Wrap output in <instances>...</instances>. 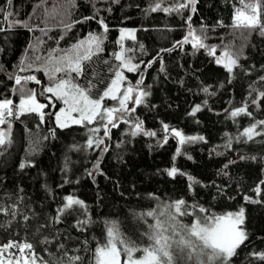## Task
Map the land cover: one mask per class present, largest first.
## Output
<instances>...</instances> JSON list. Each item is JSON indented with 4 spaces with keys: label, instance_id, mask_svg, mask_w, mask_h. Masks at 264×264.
I'll list each match as a JSON object with an SVG mask.
<instances>
[{
    "label": "trees",
    "instance_id": "trees-1",
    "mask_svg": "<svg viewBox=\"0 0 264 264\" xmlns=\"http://www.w3.org/2000/svg\"><path fill=\"white\" fill-rule=\"evenodd\" d=\"M155 2L75 0V7H72L68 0H12L10 6L7 0H0V27L6 29L0 31V65L5 69L0 71V99L10 97L18 103L19 97L10 91L14 81L8 78V74L17 70L16 66L25 54L28 58L30 52L46 57L51 48H69L90 32H102L97 23L100 18L109 29L102 45L104 50L86 66V78L78 82L85 84L95 72L99 79L104 80L103 84L97 80V88L102 90L111 77L110 67L118 64L112 54L120 50L116 43L119 30L135 29V41L126 39L124 45L133 49L128 55L134 58V63L144 62L140 64L144 78L142 87L151 95L134 115L144 122L147 130L159 132L163 121L186 135L205 137L206 142L185 145V154L175 161L178 169L201 183L189 192L186 176L177 175L173 179L167 175L165 169L173 166L172 157L177 147L175 139L170 138L161 147L157 138L124 135L128 126L120 124L111 130L110 138H105L108 151L102 152L104 145L101 148L84 147L89 135L85 127L73 125L60 130L55 129L53 116L46 115V122L40 124L35 114L25 115L12 120L11 144L0 146V209H7V214L0 211V245L5 241L31 243L37 264L42 261L57 264L61 260L67 264L65 252L69 256L83 257L80 264H89L91 252L85 249H94L97 243L106 241V221L118 222L126 237L143 245L147 240L142 233L154 220L141 218V214L183 198L189 203L198 202L216 213L236 211L243 205L249 240L238 249L232 264H264V261L249 255L264 252V203L246 204L243 200L244 195L264 200V193L257 197L252 191L264 179V136H256L248 142H243L246 138L236 141L244 128L264 120V98L258 101V106L252 104L258 93L264 91V81L260 79L264 76V36L259 31L248 35L228 27L233 3L239 6L238 0H198L195 13L185 10L179 15L146 12ZM175 2L165 0L163 6ZM8 11L13 14L9 19L26 20L33 31L23 27L7 29L3 12ZM46 11L49 13L47 17ZM189 14L194 28L199 29L202 24L207 26L206 44L220 45V38L224 37L225 43H232L233 50L242 48L240 67L234 69L231 78L204 49L194 51L191 44H185L172 52L161 51L172 48L183 38L187 32L185 19ZM92 16L96 18L84 21L85 17ZM61 20L72 24L71 30H66ZM45 21L48 28L42 32L37 28L43 27ZM75 21L84 22L73 23ZM218 21H223L225 27H218ZM37 38L40 43L33 51L29 45L32 42L36 46ZM141 44L143 50L140 49ZM161 60L163 72L160 70ZM148 61H153L151 67H146ZM27 74H34L41 81L39 85L32 82L27 85L37 93L49 83L43 72L21 73ZM126 75L133 83L140 78V72H127ZM206 86H210L209 93L202 91ZM37 99L48 104L42 96L38 95ZM245 103L251 116L242 114L231 118L230 112ZM55 104V109L48 107L44 111H56L58 101ZM197 104L201 105V110L195 116L188 115ZM6 128L7 125L0 129ZM50 129H55L54 138ZM258 130L264 131V126ZM98 135L103 136V132ZM45 136L48 139L45 140ZM229 137L233 140L232 146L225 148ZM72 145L81 148L79 151L71 150ZM33 148L35 152H32ZM216 152L222 154L217 155ZM241 156H254L256 159L241 160ZM25 159L32 161V166L21 170L19 164ZM97 161L98 170L94 168ZM229 161L235 163L229 164ZM225 164H229L227 169ZM65 180L70 183H65ZM66 195H74L84 201L87 213L77 207L70 214L61 216L57 223L54 217ZM82 219H90L91 222L77 225L76 221ZM81 227L84 230H80ZM61 244L63 249L59 248Z\"/></svg>",
    "mask_w": 264,
    "mask_h": 264
},
{
    "label": "snow or ice",
    "instance_id": "snow-or-ice-1",
    "mask_svg": "<svg viewBox=\"0 0 264 264\" xmlns=\"http://www.w3.org/2000/svg\"><path fill=\"white\" fill-rule=\"evenodd\" d=\"M10 6L12 0H7ZM43 2V0H42ZM72 7H75V0H68ZM118 3L119 0H112ZM165 0H156V2L149 6L145 11L155 13L162 11L165 14H182L185 10H190V13L196 12V5L198 0H176L168 6H163ZM233 3V15L231 24L228 27L233 30H240L242 34L245 32L250 35L254 31H259V34L264 36V0H238ZM39 7V5H37ZM2 11V9H0ZM55 9L53 10V12ZM111 11V9H109ZM12 12H3L4 21L7 23V29L15 27L27 28L33 31L31 25L26 20L9 19ZM49 15L46 11V17ZM98 15V12H97ZM53 18H55L53 16ZM95 16L85 17L84 21L95 19ZM84 21H75L73 23H82ZM46 22V21H45ZM102 32H90L87 37L73 43L69 48H51L48 50L46 57L35 56L29 59L27 56L19 61L16 66V71L9 73L8 78L14 81L13 87L10 89L13 96H18V103L14 102L12 98L0 99V125H7L6 129H0V146L11 144L12 120H19L22 116L35 114L39 118L40 124H44L45 116L50 115L54 117L55 129H67L73 125H79L87 128L89 133L86 148H101L102 152H107L108 148L105 145V138H110L111 130L118 128L120 124L127 125L124 135L133 138L138 135L146 137L157 138V143L162 147L169 142V139L177 141L175 154L172 157L173 166L165 169L167 175L173 179L177 176H186L188 181L189 192L194 191V186L200 184L195 177L184 173L175 166V161L178 156L184 155L183 147L187 144L196 142H206L204 136L186 135L181 130L172 127L170 124L161 121L160 131L147 130L144 128V122L134 114L137 108L145 105L147 97L151 93L142 87L144 84L143 72L140 71V64L133 63V57L128 53L133 49L126 48L124 41L131 39L135 41V29L121 28L120 36L116 43L120 50L114 52L115 61L118 64L112 65L109 69L111 77L106 86L99 90L97 88V80L103 84L104 80L99 79L97 73H92V79H87L85 84H81V78H86V66L93 61L104 49L102 47L106 34L109 31L107 24L103 18L97 20ZM185 23L187 24V32L180 41H176L172 48L162 49L161 51L172 52L176 47H183L185 44H191L194 51L204 49L205 52L213 57L214 62L221 66L231 78L234 69L240 67L239 58L242 55V48L238 51L233 50L234 46L231 42L225 43L224 37H221L220 45H208V28L206 25H201L196 29L192 25V15L189 14ZM61 24L66 30H71L72 24ZM218 27H225L223 21L217 22ZM5 28L0 27V31H5ZM43 32L44 30L41 29ZM63 39V36L60 37ZM40 43L37 38V45H29L33 51ZM59 41H57V45ZM143 44L140 49L143 50ZM219 50L220 54L217 55ZM43 61L37 64V61ZM108 64V61H104ZM153 61H148L146 67H151ZM0 65V71H4ZM164 71L161 60V69ZM43 72L48 78L49 83L42 86L39 93L36 89L28 88L27 85L32 82L37 85L41 81L34 74L21 75L27 72ZM125 72L137 73L140 72L134 84L128 82ZM264 81V76L260 77ZM231 82V79H229ZM223 85H221L222 87ZM210 86L202 89L204 93H209ZM214 95V93H211ZM42 96L48 100V104L39 102L37 96ZM251 95V93H249ZM264 98V91L258 93L257 97L252 100V104L258 106V101ZM112 101L111 106L106 104V101ZM55 101H60L63 107L57 111L47 113L44 110L48 107L55 109ZM207 104V101H204ZM201 110V105H195L188 113L190 116H195ZM251 116L248 111V105L245 103L242 107L235 108L230 112V117L235 119L240 115ZM92 127H89V126ZM264 126V120L255 121L249 127L243 129L236 137L237 142H241V138H246L243 142L252 141L256 136H264V131H259L258 128ZM39 127V125H38ZM55 129H50V135L55 137ZM103 132V136L98 133ZM162 133V136H161ZM228 136L227 133H225ZM44 139H48L47 136ZM233 140L228 138L224 147L231 148ZM120 144H117L119 147ZM81 146L72 145L71 150L79 151ZM35 148L32 152H35ZM215 151V149H213ZM29 154H32L31 152ZM217 155L222 153L216 152ZM192 159L191 156H187ZM241 160L252 159L256 157L241 156ZM235 161H229V164ZM229 164H225L227 169ZM32 166V161L22 160L19 164L21 170ZM96 170L99 169V161L94 165ZM67 170V168H65ZM92 173L90 172L89 175ZM226 174V173H225ZM65 183L70 181L65 180ZM264 179L260 180L252 191L257 197L264 193ZM235 199V197H229ZM64 203L57 209V216L54 221L59 223L60 217L65 213H71L80 208L87 213V206L84 201L75 197L74 195H66L63 198ZM244 202L251 204L264 203V200L253 199L248 195L243 196ZM0 211L7 214V209H0ZM245 207L241 205L236 211H226L216 213L210 211L209 208L204 207L198 202L189 203L187 200L180 198L172 200L157 209L149 210L141 214V218L151 217L154 223L148 225V230L142 233L146 237L147 242L143 245L137 244L135 241L126 237L119 229L118 222L106 221V241L104 243H97L94 249H85L91 252L89 264H232L233 257L238 255V249L249 240V234L245 226L246 216ZM15 215V213H12ZM191 217L190 223H185L182 218ZM28 217H25L27 220ZM90 219L77 220L79 226L89 224ZM80 230H84L83 227ZM45 243L48 241L45 240ZM87 244V241H84ZM17 248L20 256L16 258V264L20 260H24V264H37L36 255L33 252V245L31 243L22 242L17 243L9 241L8 244L0 247V253L6 252L9 249ZM60 249L64 245L59 246ZM31 254V259L25 256V251ZM139 253V255H137ZM257 260L264 261V252H252L249 254ZM67 257V264H80L83 257L79 255L69 256L67 252L64 253ZM0 264H5V261L0 257ZM7 264H13L9 259ZM41 264H48L47 261H42ZM57 264H64V261H58Z\"/></svg>",
    "mask_w": 264,
    "mask_h": 264
},
{
    "label": "bare ground",
    "instance_id": "bare-ground-1",
    "mask_svg": "<svg viewBox=\"0 0 264 264\" xmlns=\"http://www.w3.org/2000/svg\"><path fill=\"white\" fill-rule=\"evenodd\" d=\"M9 98H10V97H9ZM8 243H9L8 241H7V242H4L3 245H6V244H8ZM3 245H1L0 247H2ZM29 255H30V253H28V251L26 250V251H25V256H27V257L30 259ZM18 256H20V253H19V251H18L17 248H12V249H9V250L6 251V252L0 253V257L3 258V260L5 261V264H7V261H8L9 259L12 260L13 264H16V258H17ZM19 264H24V260L21 259L20 262H19Z\"/></svg>",
    "mask_w": 264,
    "mask_h": 264
},
{
    "label": "rangeland",
    "instance_id": "rangeland-1",
    "mask_svg": "<svg viewBox=\"0 0 264 264\" xmlns=\"http://www.w3.org/2000/svg\"><path fill=\"white\" fill-rule=\"evenodd\" d=\"M45 25H46V22H44V26H43V27H39V28H37V29H39V30L44 29V28L47 29L48 27H46ZM36 43H37V41H36ZM30 44H31V45L33 44V45L35 46V44L32 43V42H31ZM37 47H38V46H37ZM30 49L33 50L32 48H30ZM25 56H26V54H25ZM35 56H40V54H38V53H36V52H30V53H29V58H30V59H33ZM118 63H119V62H118ZM133 63H134V62H133ZM126 73H127V72H125V75H126ZM126 77H127V75H126ZM127 80H128V82H131L130 79H129L128 77H127ZM131 83L134 84L133 82H131ZM58 103H59V107H58V109H59L60 107H63V104H62L60 101H58ZM106 104L109 105V106H111V105L113 104V102L109 100V101H106ZM58 109H57V110H58ZM57 110H56V111H57ZM53 119H54V117H53ZM160 207H162V206H160ZM182 219L184 220L185 223H190V221H191L189 218H182ZM17 243H22V242H17ZM3 244H4V242H3L1 245H3ZM1 245H0V246H1ZM28 253H29V252H28ZM29 257H30V259H31V255H29Z\"/></svg>",
    "mask_w": 264,
    "mask_h": 264
},
{
    "label": "built area",
    "instance_id": "built-area-1",
    "mask_svg": "<svg viewBox=\"0 0 264 264\" xmlns=\"http://www.w3.org/2000/svg\"><path fill=\"white\" fill-rule=\"evenodd\" d=\"M0 126H3V125H0Z\"/></svg>",
    "mask_w": 264,
    "mask_h": 264
}]
</instances>
